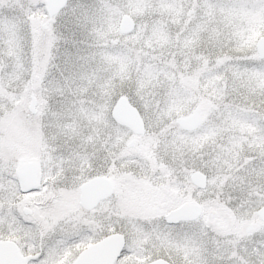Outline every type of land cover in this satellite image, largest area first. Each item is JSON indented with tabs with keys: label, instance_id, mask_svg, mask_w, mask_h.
<instances>
[{
	"label": "snow or ice",
	"instance_id": "6c2138e0",
	"mask_svg": "<svg viewBox=\"0 0 264 264\" xmlns=\"http://www.w3.org/2000/svg\"><path fill=\"white\" fill-rule=\"evenodd\" d=\"M0 264H264V0H0Z\"/></svg>",
	"mask_w": 264,
	"mask_h": 264
}]
</instances>
